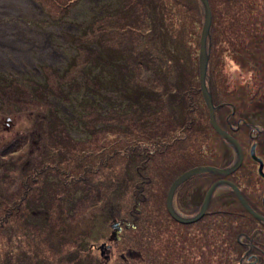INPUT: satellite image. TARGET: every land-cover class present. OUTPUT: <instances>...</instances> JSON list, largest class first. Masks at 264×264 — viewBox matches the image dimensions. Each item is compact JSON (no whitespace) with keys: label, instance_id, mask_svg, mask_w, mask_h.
<instances>
[{"label":"rangeland","instance_id":"1","mask_svg":"<svg viewBox=\"0 0 264 264\" xmlns=\"http://www.w3.org/2000/svg\"><path fill=\"white\" fill-rule=\"evenodd\" d=\"M209 5L207 87L214 108L228 106L219 122L233 107V127L242 118L264 128V48L230 46L237 23L225 0ZM246 7L243 38L264 46V0L231 9ZM203 20L199 0H30V13L0 17L61 55L51 64L34 52L23 72L0 67V264H248L251 254L264 264L261 225L228 189L193 223L166 207L186 170L235 162L199 90ZM243 161L234 180L256 205L264 186ZM211 178L179 189L182 217L198 215Z\"/></svg>","mask_w":264,"mask_h":264},{"label":"flooded vegetation","instance_id":"2","mask_svg":"<svg viewBox=\"0 0 264 264\" xmlns=\"http://www.w3.org/2000/svg\"><path fill=\"white\" fill-rule=\"evenodd\" d=\"M223 107H228V106L225 105V104L217 105L216 110H215V119H216L215 121H216L217 125H219V127L222 130L227 132L231 137H233L238 142V144H239V146L241 148L240 150H241V153H242V160H245V159H248V158L250 159V161L253 163L254 169H255V171L257 173V175L255 174V177L258 176V178L260 179L259 181H260V183L262 184V187H263L264 186V128H260L259 129L255 125H253L251 123H248L246 120H244L242 118L239 119L236 122L235 127H233L232 124H231V117L236 114L235 109L233 107H230L232 111H230V113L226 116L224 122L221 125V123L219 122L220 121L219 120V117H220L219 115H220V111L222 110ZM224 126H226L227 130L230 131L231 133H229L228 131L223 129ZM243 126L248 130V132H249L248 134L245 133V132H243V133L239 132L241 130V127H243ZM239 135L242 136V137H245V140L247 142L246 146L245 145L242 146L241 142H244L245 140L242 139V138H239ZM243 149H246V151H244ZM232 150L234 151L233 152L234 153V158L236 160V153H235L236 151H235V149H232ZM242 160H241V164H240L239 168L237 169V171L244 170L243 169L244 161L242 162ZM197 167H202V165L197 166ZM207 167H214V168H217V169H228L231 166H228V167H226V166H221V167L220 166H217V167L216 166H207ZM189 170H191V168L186 170V171H189ZM236 172H234L232 174H229L227 176H221V175L214 174V173H201V174L196 175V176L212 177L210 186L207 188L204 197H202L200 199V196H199V201H201L203 199L202 200V204H203V201L205 200V197H206L209 189L212 186H214V185H216V187L214 188V191H213V193L211 195L210 201L212 200L214 195L217 194L218 190H220L221 188L228 189L233 194V196L236 199L235 191L229 185L225 184V182H229L234 187H236L239 195L246 200L247 206L252 208L253 212L255 214H257L258 216H260L261 218L264 219V192L263 193L261 192V194H262L261 197L259 195H258V197L257 196L254 197V199L257 201L256 205L254 203H251L249 201V199H247V197L244 195V193L241 192V190H239V187H241V186L238 184V180H236V179L234 180V178L236 177ZM196 176H193L191 178H194ZM191 178H189V179H191ZM189 179H187L185 182H183L176 189V191L174 193V196H173V209H174V211H175V213L177 215L179 214V211L181 213V210H182L180 207L177 206V202L181 206H184L183 203L184 204L186 203L184 200H187L183 196V192L184 191L181 194H178V195H177V193H178L179 189L183 186V184L186 183ZM209 205H210V202H209ZM253 206H254V208H253ZM200 208H201V206H200ZM208 208H209V206H208ZM208 208H207L206 212L204 213V215L207 214ZM199 211H200V209H199ZM178 216L182 217L184 215L183 214L182 215L179 214ZM250 217L255 221V223L261 225V226L259 225L260 228H261L260 232H264V221L256 219L252 215H250ZM170 219L173 220L172 217H170ZM254 239L255 238H253V239L249 238L250 248L246 247L248 249V253L247 254H249V252H252V249L254 248L253 246H254V244H256ZM240 245L244 248V244H240ZM253 252H254V250H253ZM258 252H260L264 256V251L262 250V248L260 246H259V251ZM256 258L257 257H256L255 254H251V256H249L246 261H247L248 264H258L259 261L257 263Z\"/></svg>","mask_w":264,"mask_h":264},{"label":"water","instance_id":"3","mask_svg":"<svg viewBox=\"0 0 264 264\" xmlns=\"http://www.w3.org/2000/svg\"><path fill=\"white\" fill-rule=\"evenodd\" d=\"M200 5L202 8L203 12V25H202V30H201V35H200V41H199V54H198V81H199V90L201 93V96L207 105L208 111H209V120L212 128L215 130V132L227 143H229L233 149H235L236 153V160L233 165H231L230 168L228 169H217L214 167H196L194 169H191L185 173H183L181 176H179L170 186V189L167 193L166 196V207L168 209V212L170 213L171 217L175 219V221H178L180 223H193L197 221V219L201 216L204 215L206 212L211 195L214 191V188L216 185L212 186L206 197L205 200L200 208V211L198 215H196L192 219H185L184 217H180L176 215L174 209H173V196L176 191V189L187 179L196 176L201 173H214L218 174L221 176H227L229 174H232L235 172L242 160V153H241V148L238 144V142L231 137L227 132L222 130L216 123L215 118H214V111L216 108L213 107L212 105V96L210 94L209 88L207 87L208 82H207V66H208V60H209V53H208V44L207 42L210 40V31H211V8L209 5V0H199ZM7 122L9 123L10 121L7 119ZM226 185H229L236 193L238 200L241 201L242 205L245 207V209L256 219L262 220L260 216L255 214L249 206L246 205V203L243 201V199L240 197L236 187H234L231 183L225 182Z\"/></svg>","mask_w":264,"mask_h":264},{"label":"bare ground","instance_id":"4","mask_svg":"<svg viewBox=\"0 0 264 264\" xmlns=\"http://www.w3.org/2000/svg\"><path fill=\"white\" fill-rule=\"evenodd\" d=\"M0 5V17L18 15L21 12L30 13V0H0ZM40 40L38 34L25 30L20 24L0 22V67L20 72L28 71L35 65L32 59L34 52L51 64L60 62L61 55L47 42L40 44Z\"/></svg>","mask_w":264,"mask_h":264},{"label":"trees","instance_id":"5","mask_svg":"<svg viewBox=\"0 0 264 264\" xmlns=\"http://www.w3.org/2000/svg\"><path fill=\"white\" fill-rule=\"evenodd\" d=\"M237 4V0H225V5L226 6H228V7H226L227 8V15L228 16H230L231 17V19L229 20V21H231L232 22V25H234V24H236L237 23V26H238V29H237V32H235V33H233L234 32V30H232V32L230 31V32H228V34H227V37L228 36H230L231 38H229L228 39V44L230 45V46H234L235 47V49H237V50H242L241 48H243L244 50H245V48H247V47H250V44H252V42H254L255 43V41H256V47H254L255 48V50H257L259 53H261V54H263V52H262V49L264 48V46H263V44H262V46L260 45V41H257V39H250V40H245L244 38H243V36L246 34V29L243 27V25L241 26V23H238V22H241V21H243V19L241 18L242 17V15H237V13L239 12V13H243V15L244 14H247L248 12H251L250 10V7H246V8H243V9H241L240 11L239 10H235V13H234V10H232L231 9V7L232 6H234V5H236ZM240 7V5H238V8ZM214 13H216V16L214 15ZM212 15H213V20H215V17H217L218 16V10H213L212 9ZM249 18H251L250 16H249ZM211 35V34H210ZM239 40V41H238ZM239 47H241V48H239ZM262 47V48H261ZM99 58H101V59H104V57L102 56V54H98V56H97V59H96V62H97V65H98V67L100 66V69L102 70V72L104 71V68H102V66L99 64V62H98V59ZM130 89H128V90H125L127 93H126V97L127 98H130V99H133L136 103H140L141 105L142 104H145L143 101H144V99H141V100H136V98H138V97H134L135 96V94L131 91L133 88H131V87H129ZM141 96V94H139V97ZM145 106V105H144ZM142 108V106H140L139 107V109H138V112H140V109ZM145 124V126H147L148 124H146V123H144ZM84 188V187H83ZM83 188H81V190L83 189ZM80 190V191H81ZM76 191H77V189L75 190V193H76ZM198 193H196V197H198L199 198V196L197 195ZM240 244V243H239ZM241 246V245H240ZM242 247V246H241Z\"/></svg>","mask_w":264,"mask_h":264}]
</instances>
